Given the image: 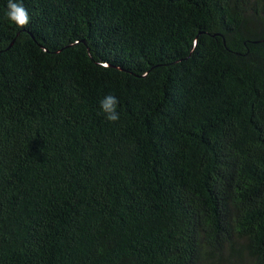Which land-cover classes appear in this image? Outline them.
<instances>
[{"label": "trees", "instance_id": "trees-1", "mask_svg": "<svg viewBox=\"0 0 264 264\" xmlns=\"http://www.w3.org/2000/svg\"><path fill=\"white\" fill-rule=\"evenodd\" d=\"M23 4L21 29L0 0V264H264V0Z\"/></svg>", "mask_w": 264, "mask_h": 264}, {"label": "clouds", "instance_id": "clouds-1", "mask_svg": "<svg viewBox=\"0 0 264 264\" xmlns=\"http://www.w3.org/2000/svg\"><path fill=\"white\" fill-rule=\"evenodd\" d=\"M3 13L7 21L17 28L25 27L30 20L29 13L24 7L23 0H4ZM118 99L110 93L104 94L98 101V109L103 118L110 123L119 119Z\"/></svg>", "mask_w": 264, "mask_h": 264}]
</instances>
